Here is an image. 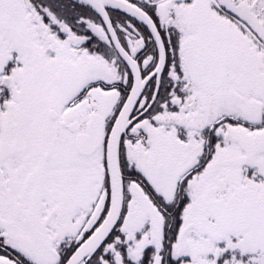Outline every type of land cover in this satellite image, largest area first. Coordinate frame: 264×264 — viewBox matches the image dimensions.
I'll return each mask as SVG.
<instances>
[{
    "label": "snow or ice",
    "instance_id": "obj_1",
    "mask_svg": "<svg viewBox=\"0 0 264 264\" xmlns=\"http://www.w3.org/2000/svg\"><path fill=\"white\" fill-rule=\"evenodd\" d=\"M0 264H264V0H0Z\"/></svg>",
    "mask_w": 264,
    "mask_h": 264
}]
</instances>
